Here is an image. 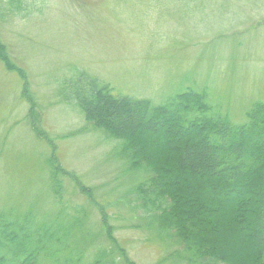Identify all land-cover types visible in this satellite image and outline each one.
Listing matches in <instances>:
<instances>
[{"label":"rangeland","instance_id":"374dc122","mask_svg":"<svg viewBox=\"0 0 264 264\" xmlns=\"http://www.w3.org/2000/svg\"><path fill=\"white\" fill-rule=\"evenodd\" d=\"M24 1L26 10L0 0V212L59 226L79 216L76 264L111 246L104 214L123 250L116 264H186L182 243L158 237L136 206L131 189L144 172L84 118L69 83L87 74L154 103L190 86L242 122L264 100V0Z\"/></svg>","mask_w":264,"mask_h":264},{"label":"trees","instance_id":"16d2710c","mask_svg":"<svg viewBox=\"0 0 264 264\" xmlns=\"http://www.w3.org/2000/svg\"><path fill=\"white\" fill-rule=\"evenodd\" d=\"M2 1L7 9H27L24 0ZM69 84L84 118L118 141L130 169L144 172L131 189L136 206L158 237L182 243L186 264H264V100L234 123L190 86L154 103L114 93L87 74ZM164 131L170 138L161 143ZM57 169L51 181L60 198ZM206 190L214 196L209 205ZM50 221L0 212V264H76L79 216L65 226ZM106 223L104 214L111 246L98 247L91 264H116L115 252L123 251Z\"/></svg>","mask_w":264,"mask_h":264}]
</instances>
